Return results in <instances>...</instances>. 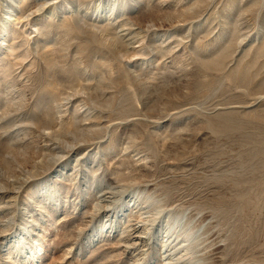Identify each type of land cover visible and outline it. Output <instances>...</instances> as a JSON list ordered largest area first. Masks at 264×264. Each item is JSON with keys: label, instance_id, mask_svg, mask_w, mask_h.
I'll return each mask as SVG.
<instances>
[{"label": "rangeland", "instance_id": "rangeland-1", "mask_svg": "<svg viewBox=\"0 0 264 264\" xmlns=\"http://www.w3.org/2000/svg\"><path fill=\"white\" fill-rule=\"evenodd\" d=\"M167 232L264 264V0H0V264H166Z\"/></svg>", "mask_w": 264, "mask_h": 264}, {"label": "bare ground", "instance_id": "bare-ground-1", "mask_svg": "<svg viewBox=\"0 0 264 264\" xmlns=\"http://www.w3.org/2000/svg\"><path fill=\"white\" fill-rule=\"evenodd\" d=\"M105 195H107V194H105ZM100 198H101V195H100ZM105 199H107V198H105ZM103 201H105V200H103ZM105 202H107V201H105ZM132 202H133V204H132ZM128 204L132 205V207L134 209H137V207L139 206V201L135 198V199L129 200ZM143 204H145V203H143ZM139 207H141V206H139ZM185 219H186L185 214H180V215L176 216L173 219L174 227H176V229H183V228L185 229V227L187 225L185 222ZM156 220H158V219H156ZM155 222H157V221H155ZM135 228H136V226H135ZM171 230H175V228H171ZM189 231H190V233H189L190 236L193 237L195 240H198L202 236V233H204L205 230L203 231V228H202L198 231H192V229ZM167 233L168 234L164 237V245H163V251H162V255H161V257L166 261V264H179V263L185 261L187 256L192 255L194 248L192 247L191 244H190L191 246H187L186 241H180L178 238H174L173 235H170L169 232H167ZM136 239H138V237ZM195 250H196V248H195ZM181 252H185V254L182 255ZM183 264H191V262H189V263L184 262Z\"/></svg>", "mask_w": 264, "mask_h": 264}]
</instances>
